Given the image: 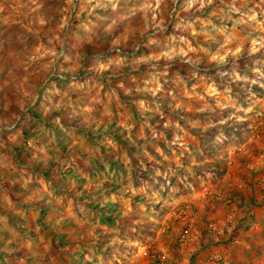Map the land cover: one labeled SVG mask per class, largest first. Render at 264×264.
<instances>
[{"label":"rangeland","instance_id":"obj_1","mask_svg":"<svg viewBox=\"0 0 264 264\" xmlns=\"http://www.w3.org/2000/svg\"><path fill=\"white\" fill-rule=\"evenodd\" d=\"M0 173L5 249L264 264V0H0Z\"/></svg>","mask_w":264,"mask_h":264},{"label":"trees","instance_id":"obj_2","mask_svg":"<svg viewBox=\"0 0 264 264\" xmlns=\"http://www.w3.org/2000/svg\"><path fill=\"white\" fill-rule=\"evenodd\" d=\"M138 52V51H137ZM137 52H135V53H132L131 55H136L137 54ZM126 55V54H125ZM54 78H57V79H64V78H61V77H57L56 75L55 76H53ZM102 84H103V88H104V90H103V92L104 93H106L105 92V89H107V91H109L108 90V87L109 86H107V84H105V83H103L102 82ZM124 91H122V97H124L127 93H123ZM128 95V94H127ZM36 105H37V103H36ZM164 106V105H163ZM164 108H165V106H164ZM31 110H33L34 111V113H31ZM37 108L35 107V106H31L30 107V114L32 115V116H35V117H39L40 118V115L37 113ZM72 115V114H71ZM73 116V115H72ZM25 117H26V115H25ZM42 117V116H41ZM77 122H73V124L75 125ZM82 125H81V128H88V126H92L93 125V122H90V123H87V122H80ZM50 125H53V124H51V123H49ZM107 124H102V126H103V128L102 129H104V127H106L107 129H109L110 131H108V130H106L105 132H103L104 133V135H108V136H110L113 140H115V141H117V142H124V143H127V142H132V138H131V136H129V134H127V131H125V130H121L120 128H118V127H116L115 125L112 127V126H106ZM94 127V126H93ZM97 127V126H96ZM109 127V128H108ZM96 129V128H95ZM118 130V131H117ZM125 132H126V134H125ZM120 133V134H119ZM55 144V143H54ZM56 145V144H55ZM76 152H77V150H76ZM88 157H90L91 159H94V157L93 156H88ZM99 157V156H98ZM98 157L96 156V161L98 162ZM23 164H25V163H23ZM95 165H96V163H95ZM31 167V166H30ZM32 167H34V168H37V169H40L41 167H40V165H38V164H34ZM53 169V168H52ZM49 172H51V174H53L54 172L53 171H51V170H48ZM53 172V173H52ZM0 175H1V173H0ZM53 177H55V175L53 174L52 175ZM47 177H48V175H47ZM50 177V176H49ZM59 179V178H58ZM248 183H250L249 185H250V189H252V188H254L253 189V191H251L252 193L250 194V197H253V196H256V198H258V197H261V194L260 193H262L261 191H260V189H259V183H257L256 181H254V182H248ZM34 185H36L37 186V184H36V182L34 183ZM246 185H247V182H246ZM63 186V185H62ZM64 188H65V190H67V187H66V185L65 186H63ZM13 189H15V188H13ZM74 189L75 190H71V192H72V194H73V192L75 191V192H77L78 194H80L81 192H79V191H81L82 189H86V188H84L83 186H76V187H74ZM263 189V188H262ZM78 190V191H77ZM260 191V192H258V191ZM263 191V190H262ZM73 194V195H75V197L76 196H78V194ZM253 195V196H252ZM260 195V196H259ZM42 197V196H41ZM41 197H40V199L39 200H37V203L39 204L38 206H41V207H43L44 205H46V201H44L43 199L41 200ZM43 197H45V198H47V196H46V194L43 196ZM77 198V197H76ZM235 200L236 199H234V198H232L231 197V199H230V202L232 201V202H235ZM231 202V203H232ZM48 203V202H47ZM250 203V200L247 202V204H249ZM33 204H36V203H33ZM103 203H101V202H98V208H96L95 209V211H99L100 212V215H101V217L103 218V216L105 217V215H108L106 212H109L108 210H107V208H106V206L105 205H102ZM231 205V204H230ZM46 207H47V205H46ZM41 209V208H40ZM38 215H41V217H42V215H44V212H43V210L41 211V210H39V213H38ZM41 217H39V218H41ZM134 218H135V220H134V222L132 223V227H134V228H138V232L137 233H139L140 232V230L142 229L141 227L143 226V222L146 220L147 222H149V219H141V222H138V218H139V215H136V214H134ZM121 220V219H120ZM124 220H126V219H124ZM40 221V220H39ZM145 221V222H146ZM144 222V223H145ZM128 223H130L129 222V220H128V222H127V224ZM145 224H147V223H145ZM46 226H49V225H46ZM131 226V225H130ZM129 227V226H128ZM48 228H50V227H48ZM56 228V227H55ZM80 230H84L83 228H79ZM129 229V228H128ZM128 229H125V231L123 232V234L122 235H125L124 233L125 232H129V234H131V231L132 230H128ZM52 231H54V233H55V236L56 235H58V232H57V230L56 229H54L53 227H52ZM113 234V232H109V233H103V232H100V234H99V236H100V238H98V239H96V238H93L92 240H90V242L89 243H93V245L96 247L95 248V252H97V253H100V252H106V251H108L106 248L109 246L108 244H107V241H108V236H110V235H112ZM132 234H134L133 232H132ZM58 241H60L59 242V245H57V246H55V244H57V240H56V242H53V244H50L49 245V248H51L52 249V251H54V253L56 254V256H57V258L59 259V261L61 262V264H68L69 263V260H70V257H73L74 259H76V258H78V261L79 262H85V263H87V264H90V260H87L86 258H85V250H81V249H79L77 252H74V253H70L69 252V250H62V251H64V252H58L57 250H60L61 251V249H62V247H63V245H65V244H69V242L70 241H68V240H64L61 236H58ZM30 242V241H29ZM52 243V242H51ZM204 245V244H203ZM6 246L9 248V250H8V248L6 247V249L3 247V246H1L0 245V261H1V263H3V264H5V256L8 254L9 255V257H12L13 255H18V256H21L20 258H23V259H25V263L24 264H53V262L51 263V262H49V253H43L41 256H40V254H39V256L38 255H33V254H30V253H27V251L26 252H24V250L26 249L24 246H22V248H18L16 251L15 250H11L12 248H14V247H16L15 246V244L14 243H8V244H6ZM209 245L207 244H205V246L203 247L204 249L205 248H207ZM204 251H206V250H203V252H202V256H200L198 259H197V262L195 261H193V260H190V264H193V263H197V264H210V262H209V259H207L206 258V256H204ZM59 253H61V254H59ZM84 256V257H83ZM33 261H35V262H33ZM43 261H45L46 263H44ZM192 262V263H191Z\"/></svg>","mask_w":264,"mask_h":264},{"label":"crops","instance_id":"obj_3","mask_svg":"<svg viewBox=\"0 0 264 264\" xmlns=\"http://www.w3.org/2000/svg\"><path fill=\"white\" fill-rule=\"evenodd\" d=\"M194 264V263H193Z\"/></svg>","mask_w":264,"mask_h":264}]
</instances>
